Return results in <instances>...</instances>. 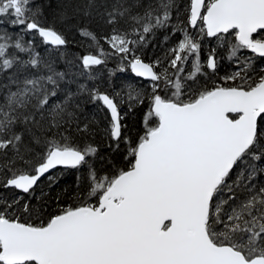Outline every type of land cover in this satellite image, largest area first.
Listing matches in <instances>:
<instances>
[{
    "label": "snow or ice",
    "instance_id": "1",
    "mask_svg": "<svg viewBox=\"0 0 264 264\" xmlns=\"http://www.w3.org/2000/svg\"><path fill=\"white\" fill-rule=\"evenodd\" d=\"M0 264H264V0H0Z\"/></svg>",
    "mask_w": 264,
    "mask_h": 264
}]
</instances>
